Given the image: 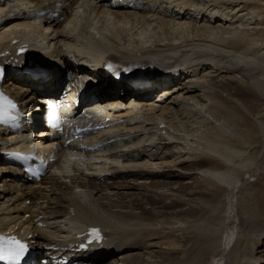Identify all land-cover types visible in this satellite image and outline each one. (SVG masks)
Returning <instances> with one entry per match:
<instances>
[{
	"label": "bare ground",
	"instance_id": "obj_1",
	"mask_svg": "<svg viewBox=\"0 0 264 264\" xmlns=\"http://www.w3.org/2000/svg\"><path fill=\"white\" fill-rule=\"evenodd\" d=\"M130 1L75 8L64 0L58 10L53 0H0V47L20 38L48 66L36 81L20 70L3 83L29 113L42 114L60 78L54 65L87 75L89 88L111 86L118 102L129 98L121 82L71 66L65 46L80 60L137 61L150 82L131 92L144 121L92 137L128 138L127 147L97 154L99 169L77 160L32 185L0 156V226L32 229L41 215L46 228L34 230L42 246L65 242L74 226L99 225L108 242L80 254L88 264H264V0ZM37 8L47 14L34 18ZM25 129L28 142L46 140L45 131ZM7 139L0 131V149Z\"/></svg>",
	"mask_w": 264,
	"mask_h": 264
},
{
	"label": "snow or ice",
	"instance_id": "obj_2",
	"mask_svg": "<svg viewBox=\"0 0 264 264\" xmlns=\"http://www.w3.org/2000/svg\"><path fill=\"white\" fill-rule=\"evenodd\" d=\"M14 108L13 103L9 100L6 103H0V122H6L10 118L9 111ZM91 233L99 239V230L92 229ZM27 252V245L16 237L0 236V261L5 264H20Z\"/></svg>",
	"mask_w": 264,
	"mask_h": 264
},
{
	"label": "rangeland",
	"instance_id": "obj_3",
	"mask_svg": "<svg viewBox=\"0 0 264 264\" xmlns=\"http://www.w3.org/2000/svg\"><path fill=\"white\" fill-rule=\"evenodd\" d=\"M158 244H159V245H158ZM158 244H157L158 246L156 245L158 248L160 247V248H163L164 250L172 249L171 247H167L168 245H166V246L164 245V246H163V245H160L161 243H158ZM263 249H264V248H262L261 251H263Z\"/></svg>",
	"mask_w": 264,
	"mask_h": 264
}]
</instances>
